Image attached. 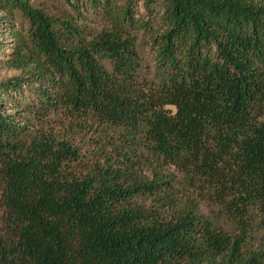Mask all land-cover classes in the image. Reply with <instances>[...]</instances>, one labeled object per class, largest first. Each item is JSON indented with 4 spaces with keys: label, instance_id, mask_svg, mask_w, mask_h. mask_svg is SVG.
Listing matches in <instances>:
<instances>
[{
    "label": "trees",
    "instance_id": "trees-1",
    "mask_svg": "<svg viewBox=\"0 0 264 264\" xmlns=\"http://www.w3.org/2000/svg\"><path fill=\"white\" fill-rule=\"evenodd\" d=\"M41 1L0 0V264H264V0Z\"/></svg>",
    "mask_w": 264,
    "mask_h": 264
},
{
    "label": "rangeland",
    "instance_id": "rangeland-1",
    "mask_svg": "<svg viewBox=\"0 0 264 264\" xmlns=\"http://www.w3.org/2000/svg\"><path fill=\"white\" fill-rule=\"evenodd\" d=\"M41 6H43L46 11L49 14H54V15H59L60 13L63 12V10L65 11V5L62 2V0H42L41 1ZM79 22V20H77ZM88 25H90V27L92 28H96L98 26V18L97 17H91L88 20ZM3 51H6L5 49ZM17 72H5V71H0V75L1 76H10L13 74H16ZM70 119V118H68ZM68 119L64 117V114L62 112H58V116L57 118H50L48 121H42L43 126H44V130L47 131H58L61 137H66L69 135V124ZM69 128V130H68ZM82 134H78V135H74L71 137V139L73 141H77L79 137H81ZM87 151L90 152L92 150V145H88L86 146ZM96 158L95 157H91L89 156V158H87V160L90 161H94ZM100 161H102V159H100ZM163 171L166 172H171V168H166L163 167L162 168ZM146 174L148 175L149 178H152L151 175L149 174V172H146ZM202 211L206 214H212L211 213V206H206L203 205L201 206ZM4 215L2 213V209L0 207V241H2V239H4L6 237V233L7 230L4 226Z\"/></svg>",
    "mask_w": 264,
    "mask_h": 264
}]
</instances>
